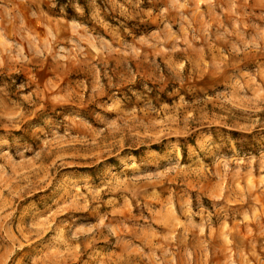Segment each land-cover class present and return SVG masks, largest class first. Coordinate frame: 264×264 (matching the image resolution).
Listing matches in <instances>:
<instances>
[{
	"label": "rangeland",
	"instance_id": "rangeland-1",
	"mask_svg": "<svg viewBox=\"0 0 264 264\" xmlns=\"http://www.w3.org/2000/svg\"><path fill=\"white\" fill-rule=\"evenodd\" d=\"M0 264H264V0H0Z\"/></svg>",
	"mask_w": 264,
	"mask_h": 264
}]
</instances>
